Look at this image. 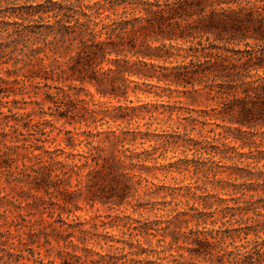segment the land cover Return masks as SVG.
I'll return each mask as SVG.
<instances>
[{
    "label": "trees",
    "instance_id": "1",
    "mask_svg": "<svg viewBox=\"0 0 264 264\" xmlns=\"http://www.w3.org/2000/svg\"><path fill=\"white\" fill-rule=\"evenodd\" d=\"M63 1H69V5L66 6L62 1L46 0L49 4L57 5V10L54 11L55 22L48 20L34 25L43 27V42L31 50L29 64L37 59L35 62L39 61L44 66L46 57H40V54L47 48L54 59L50 67L44 68H50L57 81L67 78L68 70L80 67V82L91 83L103 97H126V76L156 80L169 88H182L183 92L193 91L204 96L206 102L213 103V117L236 125L233 130L230 127L218 134L223 140L232 138L238 141L248 139L247 134L252 137L258 131L264 133V0H254V3L250 0H96L83 6L80 5V0ZM233 5L236 7H232ZM37 7L36 11L29 12L28 15H39L42 20L48 19L49 16L45 15L56 9L49 8L48 4H39ZM103 13L104 18L99 21L102 22L100 29L96 30L99 22L93 23V18ZM14 23L18 26L11 29L9 35H16L17 47L24 42L21 33L29 25H25L23 21ZM101 35L106 38L100 40ZM249 40L254 41V45H250ZM240 43H244V49L229 47V44ZM112 55L114 58H109ZM131 58L136 60L132 61ZM106 60L114 63V67L97 70V66ZM16 62L19 63L20 60L17 58ZM35 62L32 67L36 66ZM260 70L263 71L262 74L259 73ZM251 72H254V76ZM14 115V124H10V127L20 121L21 115ZM7 135L5 132L0 133V143ZM186 143L196 151L203 150L210 156L227 157L226 145L222 148L211 145L210 141L202 144L192 138ZM88 145V155L83 156L85 160L81 164L74 157L71 162L68 161V156L65 160H57V156L48 151L47 158L40 154L24 156V160L31 164L24 162L20 174L29 180L19 182H26L30 190L43 191L46 195L58 191L65 197L63 203L58 205L59 210L55 211L48 210V207L41 209L46 201L36 194H18L21 198H26V205L33 212H19L17 217L9 220L6 229L0 231V264H264V237L259 235L260 231L264 232V212L258 210L257 206L259 202L264 203V197L259 195L254 199L253 194H248L259 187L264 193V170H246L241 177L250 181L233 185L235 189H242L238 200L241 195H250V199L237 201L234 206L220 210L221 217L226 218V209H234L242 214L252 207L255 215L261 217H251L244 223L237 220L238 225L229 229L232 230V235L225 234L222 229L208 231L205 228L209 221L212 225L219 221L223 225L228 222L216 217L218 209L212 210L213 204L208 202L207 195L195 196L197 201L203 200V210L196 208L197 213L181 211L171 214L163 227L160 225L162 222L124 225L130 231V237H134L131 231H137L135 236H138L151 229L154 231L151 235L156 237L157 232L162 230L161 238L157 239L160 247L166 241L167 231L171 226L180 229L183 222L204 225L202 229L184 232L183 239V243L192 244L193 247L187 249L192 257L202 259L201 262L184 259L181 253L160 256V253L165 254L167 250L172 251L174 245L181 247L178 230L170 232L172 238L167 249L155 251L159 256L156 260L144 261L138 257L149 253L140 240L135 244L137 251H125L126 244L129 247L134 245L130 240H117L116 242L125 245L115 247L110 243L114 241L113 236L107 231L104 234L98 232V223L81 221L79 217L71 222L63 218L65 211H72L68 204L75 201L73 192L68 191L73 176L78 177L75 187L80 188L85 184L90 190L96 176L113 175L111 188L122 191L120 201H115L114 204L119 205L126 198L124 191L128 184L116 177L119 169L132 168L125 165V161H130L132 165L135 156L125 152L119 156H102L104 146L101 143L95 145L88 142ZM230 149L240 157L244 155L236 147L232 146ZM123 157L125 160H122ZM89 159L92 161L90 164ZM229 159H232L231 156ZM208 161L214 165L208 167L207 172L215 177L219 173L217 167L222 165L211 157H208ZM88 165L89 170L83 174V168ZM6 176L9 184L17 181L13 171H8ZM29 197H32V201L28 200ZM112 197L111 194L102 202L108 203ZM19 199L11 198L8 201L12 205L17 203L16 208L26 210V205L21 206L22 201ZM36 211L40 213L39 219H33ZM181 216L186 218L182 219ZM114 219L121 220L118 216ZM101 222L104 229L107 224L111 225V222ZM12 225L17 228L16 234L10 228ZM251 233H255L253 240L248 239ZM236 237L245 240V243L237 244ZM74 238L79 242L76 243ZM90 243L92 247L100 246L103 251L89 247ZM40 249H45L46 257L40 256Z\"/></svg>",
    "mask_w": 264,
    "mask_h": 264
},
{
    "label": "rangeland",
    "instance_id": "2",
    "mask_svg": "<svg viewBox=\"0 0 264 264\" xmlns=\"http://www.w3.org/2000/svg\"><path fill=\"white\" fill-rule=\"evenodd\" d=\"M53 1H62L66 6L69 5V1ZM80 1V5L83 6L96 0ZM250 1L254 3V0ZM39 4H48L49 8L56 9L45 15L49 16L48 19L42 20L39 15H28L29 12L36 11ZM55 10L57 5L49 4L46 0H0V133H8L0 143V231H4L10 223L9 220L17 217L19 212L24 214L33 212L26 205V198L24 196L21 198L19 193L36 194L43 198L46 204L41 206V209L48 207V210L58 211V205L63 203L65 195L62 192L55 191L51 195H46L43 191L30 190L26 182H19L29 180L20 174L24 162L31 164L24 160L26 154L30 157L40 154L47 158L48 151L53 152L57 160H65L68 156L69 162L74 157V160L81 164L85 160L83 156L88 155V142L95 145L101 143V146H104L102 156H119L122 152L135 156L132 165L130 161H125V165L132 168L119 169L116 177L128 184L124 191L126 198L121 204H114L115 201H120L122 191L111 188L113 175L96 176L90 190L85 184L80 188L75 187L78 177L73 176L68 191L73 192L72 197L75 201L68 204L72 211L70 213L65 211L63 218L68 222L79 217L81 221L98 223V232L104 234L107 231L113 236L114 241L110 243L115 247L125 245L116 242L117 240H130L134 245L129 247V244H126L125 251H137L135 244L140 240L149 253L138 257L144 261L156 260L159 256L155 251L167 249L172 238L170 232L178 230L181 247L174 245L172 251L167 250L165 254L160 253V256L181 253L184 259L201 262L202 259L192 257L187 248L193 246L190 243H183V239L184 232L202 229L203 224L196 226L194 222H183L180 229L171 226L162 247L157 243L162 230L157 232L156 237L151 235L154 232L151 229L141 232L138 236H135L137 231H131L134 237H130V231L126 226L162 222L160 225L163 227L171 214L181 211L197 213L196 208L204 209L203 200L197 201L195 198L198 195H207L208 202L213 204L212 210L218 209L216 217L222 218L220 210L234 206L237 201L250 199V195H241L238 200L239 191L242 189H235L233 184L239 185L244 181H250L241 177L246 170H264V133L258 131L252 137L247 134L248 139L238 141L232 138L223 140L218 134L224 133L230 127V130H233L236 125L213 117L212 114H215L212 111L213 103L206 102L204 96L193 91L183 92L182 88H169L164 83H157L156 80L148 81L136 76H126L128 93L126 97L119 98L100 96L91 83L86 81L82 84L79 79L80 67L68 70V77L57 81L50 68H44L50 67L54 59L47 48L40 54V57H46L43 61L44 66L40 65L39 61L35 62L37 60L35 59L32 64L35 62L36 66L32 67V64H29V59L32 58L31 50L43 42V27L34 25L46 23L48 20L54 23ZM104 15L105 13L93 18V23L103 20ZM17 21H23L29 26L24 27V32L21 33L24 42L15 47L17 37L9 33L18 26L14 23ZM73 22L74 20L71 23ZM101 24L102 22H99L96 30L100 29ZM105 38V35H101L99 39ZM249 44L254 45V41L249 40ZM229 47L244 49L245 45L229 44ZM17 58L20 60L19 63L16 62ZM109 67H114V63L106 60L97 66V70L100 68L106 70ZM259 73L262 74L263 71L260 70ZM251 75L254 76V72H251ZM14 114L21 115V118L17 125L10 127V124H14ZM191 138L202 144L210 141L211 145L215 144L222 148L226 145L227 157L210 156L203 150L196 151L186 143ZM243 142H246L244 146ZM232 146L244 155L242 157L236 155L230 149ZM229 156L232 159H229ZM208 157L222 165L217 167L219 173L215 177L207 172V168L214 165L208 161ZM88 162L92 163L90 159ZM88 170L89 165L83 168V174ZM8 171L14 172L17 181L8 183L6 176ZM227 182L232 185H228ZM111 194L113 197L110 202L103 203L102 200H106L105 198ZM248 194H253L254 199L259 195L264 197L261 187ZM11 198H20L21 206L26 205V210L16 208L17 203L10 204L8 200ZM28 200L32 201V197ZM257 206L258 210L264 212L263 202L257 203ZM36 212L33 219H39L40 213ZM224 212L228 217L222 219L228 222L223 225L219 221L212 225L209 221L205 228L208 231L222 229L225 234L232 235L233 232L229 229L238 225L237 220L244 223L251 217L261 219L255 215L252 207L242 214L234 209H226ZM117 216L121 220H115ZM181 218L184 219L186 216ZM101 221L111 222V225L107 224V228L104 229ZM5 223L6 225H3ZM176 223L179 224L178 221ZM10 228L14 234L17 233L14 225ZM254 234L251 233L248 239H255ZM259 235L264 237V232L260 231ZM74 240L76 243L79 242L76 238ZM236 241L237 244L245 243L240 237H236ZM88 245L92 247L91 243ZM34 247L39 250L35 245ZM92 248L103 251L98 245ZM40 252L41 257H46L45 249H40Z\"/></svg>",
    "mask_w": 264,
    "mask_h": 264
}]
</instances>
